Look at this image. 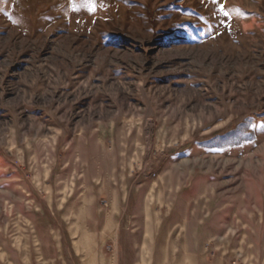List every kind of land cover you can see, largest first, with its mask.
Listing matches in <instances>:
<instances>
[{
	"label": "rangeland",
	"instance_id": "obj_1",
	"mask_svg": "<svg viewBox=\"0 0 264 264\" xmlns=\"http://www.w3.org/2000/svg\"><path fill=\"white\" fill-rule=\"evenodd\" d=\"M0 264H264V0H0Z\"/></svg>",
	"mask_w": 264,
	"mask_h": 264
},
{
	"label": "snow or ice",
	"instance_id": "obj_2",
	"mask_svg": "<svg viewBox=\"0 0 264 264\" xmlns=\"http://www.w3.org/2000/svg\"><path fill=\"white\" fill-rule=\"evenodd\" d=\"M213 2L215 3V0H213ZM89 11L94 10L91 6V4L88 5ZM219 11L224 15V16H228V12L224 10V5H220L219 7Z\"/></svg>",
	"mask_w": 264,
	"mask_h": 264
}]
</instances>
